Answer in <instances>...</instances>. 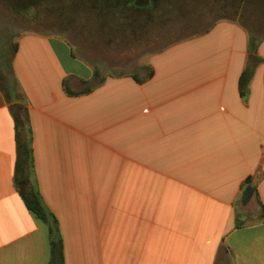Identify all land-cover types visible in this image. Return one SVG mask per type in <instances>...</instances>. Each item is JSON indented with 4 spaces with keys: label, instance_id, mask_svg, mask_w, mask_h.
<instances>
[{
    "label": "crops",
    "instance_id": "1",
    "mask_svg": "<svg viewBox=\"0 0 264 264\" xmlns=\"http://www.w3.org/2000/svg\"><path fill=\"white\" fill-rule=\"evenodd\" d=\"M115 1L103 9L136 14L141 28L184 16L199 33L150 55L146 75H107L86 94L66 86L81 93L96 69L60 36L26 32L12 60L28 99L33 177L58 220L64 264H264V39L244 99L251 35L231 16L239 0ZM17 156L0 88V264H50L49 228L15 185ZM251 178L256 222L237 208Z\"/></svg>",
    "mask_w": 264,
    "mask_h": 264
},
{
    "label": "rangeland",
    "instance_id": "2",
    "mask_svg": "<svg viewBox=\"0 0 264 264\" xmlns=\"http://www.w3.org/2000/svg\"><path fill=\"white\" fill-rule=\"evenodd\" d=\"M240 4L241 13L231 16L244 24L255 40H261L264 0H239ZM107 5L103 0H0V70L12 63L19 38L33 31L64 38L77 59L102 76L136 71L146 75L149 69L141 64L150 55L198 26L191 18L172 16L170 22L167 17H159L156 25L149 23L141 28L136 24V14L110 15L103 9ZM80 68L87 72L84 66ZM258 204L251 193L238 200L237 208L246 222H256L262 216Z\"/></svg>",
    "mask_w": 264,
    "mask_h": 264
},
{
    "label": "trees",
    "instance_id": "3",
    "mask_svg": "<svg viewBox=\"0 0 264 264\" xmlns=\"http://www.w3.org/2000/svg\"><path fill=\"white\" fill-rule=\"evenodd\" d=\"M122 0H116L115 4L118 5ZM250 32V30H249ZM199 32L192 31L189 35L184 38L198 34ZM250 34V33H249ZM251 35V34H250ZM182 39H178L176 42H179ZM264 37L261 38L263 40ZM259 40V41H261ZM252 36L249 40V59L245 68V71L241 77L240 90L241 95L244 99H247L249 96V87L251 80L255 74L256 68L261 63L262 59L257 55L258 51V42ZM174 42V43H176ZM173 44V43H172ZM17 49L13 59L15 57ZM72 57L77 58L73 52ZM153 76V71L144 79L137 78L135 79L139 82H145ZM95 78L97 83L95 85L88 87L83 90L81 93H76L70 90L66 84V90L69 95L77 94H86L91 92L94 88L99 86L102 81H104L105 76L100 74V71L96 69ZM0 88L3 91L7 102L10 107L11 114L15 122V132L17 140V162L15 166V185L17 191L22 198L26 208L37 216L43 223H45L49 228L50 239H51V262L50 264H64L63 256V242L60 237H58V220L55 214L46 206L43 201L42 195L38 189L37 179L33 177L34 169V157H33V148H32V129L29 117L28 109V99L25 94L22 92L19 82L16 78V75L13 70L12 63L0 70ZM24 134V136H23ZM27 134L29 139L27 140ZM253 179L247 180L243 184V192L252 193L257 192L256 187L253 185ZM251 191V192H250ZM257 194V193H256ZM264 210V209H263ZM241 225V224H237ZM58 234V235H57Z\"/></svg>",
    "mask_w": 264,
    "mask_h": 264
}]
</instances>
